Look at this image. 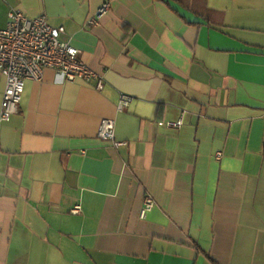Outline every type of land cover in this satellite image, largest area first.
Segmentation results:
<instances>
[{
	"label": "crops",
	"instance_id": "0c3cea01",
	"mask_svg": "<svg viewBox=\"0 0 264 264\" xmlns=\"http://www.w3.org/2000/svg\"><path fill=\"white\" fill-rule=\"evenodd\" d=\"M103 2L0 0V29L44 15L106 80L49 68L0 120V264H264V0H111L89 24Z\"/></svg>",
	"mask_w": 264,
	"mask_h": 264
},
{
	"label": "built area",
	"instance_id": "2783aa9c",
	"mask_svg": "<svg viewBox=\"0 0 264 264\" xmlns=\"http://www.w3.org/2000/svg\"><path fill=\"white\" fill-rule=\"evenodd\" d=\"M112 7L111 0H104L102 6L88 23L96 24L107 15ZM7 27L0 29V70L6 79L2 100L1 122H9L18 112L19 105L28 81L40 82L49 68L56 70L69 82L84 81L93 83L98 90L105 87V76L88 65L81 57V51L70 42L62 40L65 33L63 26L56 27L49 23L46 16L30 17L20 10L9 12ZM133 102V97L123 94L118 102V110L124 111ZM181 122L171 125L180 126ZM98 136L110 141L115 147H125L127 142L116 139V120L104 118ZM223 152L216 153L220 160ZM156 206L155 198L148 194L144 199L141 218ZM81 206L72 212L79 213Z\"/></svg>",
	"mask_w": 264,
	"mask_h": 264
}]
</instances>
